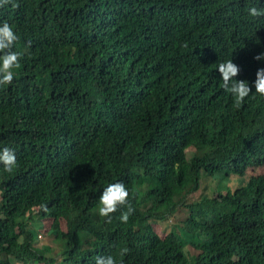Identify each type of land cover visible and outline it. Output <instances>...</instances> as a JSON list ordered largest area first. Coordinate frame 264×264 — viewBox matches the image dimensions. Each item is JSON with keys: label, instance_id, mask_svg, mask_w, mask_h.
<instances>
[{"label": "trees", "instance_id": "16d2710c", "mask_svg": "<svg viewBox=\"0 0 264 264\" xmlns=\"http://www.w3.org/2000/svg\"><path fill=\"white\" fill-rule=\"evenodd\" d=\"M251 6L264 0L0 7L21 54L0 86V150L17 159L0 164V264H264V17ZM230 59L251 89L240 109L217 68ZM115 182L127 223L128 205L110 223L97 213Z\"/></svg>", "mask_w": 264, "mask_h": 264}, {"label": "clouds", "instance_id": "9594fccd", "mask_svg": "<svg viewBox=\"0 0 264 264\" xmlns=\"http://www.w3.org/2000/svg\"><path fill=\"white\" fill-rule=\"evenodd\" d=\"M11 0H0V7L9 4ZM13 7L17 5L13 4ZM250 18L264 17V8L251 6L247 9ZM18 36L13 27L3 22L0 24V86L10 85L14 79V69L20 68L21 54L12 51L13 45L17 42ZM255 60H264V53L257 54ZM218 71L222 78V87L229 92L233 99V107L240 109L246 98L250 96L251 89L247 81L235 80L234 78L240 72V68L227 60L218 64ZM255 96L264 99V68H260L256 72L254 81ZM0 164L7 173H12L17 166V159L14 151L10 148L0 150ZM129 190L123 182L110 183L105 187L99 196L97 213L100 217L107 218V222H111V215L117 212L123 206L128 205ZM134 209L128 205L127 211L121 213L119 219L122 223H127ZM129 250L124 248L120 255L124 256ZM96 264H116L113 256L98 257Z\"/></svg>", "mask_w": 264, "mask_h": 264}, {"label": "rangeland", "instance_id": "374dc122", "mask_svg": "<svg viewBox=\"0 0 264 264\" xmlns=\"http://www.w3.org/2000/svg\"><path fill=\"white\" fill-rule=\"evenodd\" d=\"M255 173H263L264 174V166L260 167L258 170L254 171ZM219 180L215 179L214 181H212L211 183L217 187V185L220 187V190H223V192H226V188L227 187H232L235 188L238 185V180L235 177L230 176L229 179H224L222 180L221 177L219 176L218 178ZM222 186V187H221ZM215 188L212 189H208L204 191V195L205 194H212L214 191H216ZM49 241V238L46 237L45 235H39V244H44L46 242Z\"/></svg>", "mask_w": 264, "mask_h": 264}]
</instances>
